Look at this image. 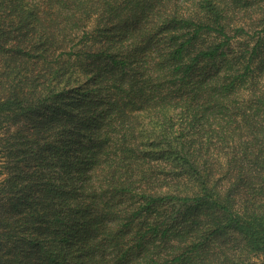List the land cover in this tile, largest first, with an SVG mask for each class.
Segmentation results:
<instances>
[{
  "label": "trees",
  "instance_id": "16d2710c",
  "mask_svg": "<svg viewBox=\"0 0 264 264\" xmlns=\"http://www.w3.org/2000/svg\"><path fill=\"white\" fill-rule=\"evenodd\" d=\"M0 264H264V0H0Z\"/></svg>",
  "mask_w": 264,
  "mask_h": 264
}]
</instances>
